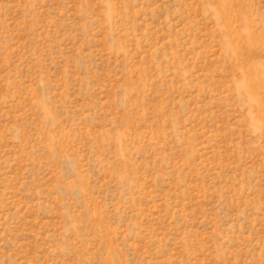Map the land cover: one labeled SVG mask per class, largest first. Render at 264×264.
Masks as SVG:
<instances>
[{
	"label": "rangeland",
	"instance_id": "374dc122",
	"mask_svg": "<svg viewBox=\"0 0 264 264\" xmlns=\"http://www.w3.org/2000/svg\"><path fill=\"white\" fill-rule=\"evenodd\" d=\"M0 264H264V0H0Z\"/></svg>",
	"mask_w": 264,
	"mask_h": 264
}]
</instances>
